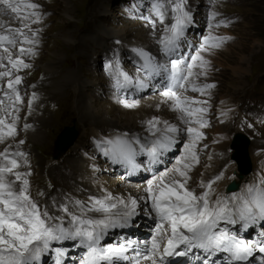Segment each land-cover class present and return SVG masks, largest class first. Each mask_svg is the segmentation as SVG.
<instances>
[{"label": "snow or ice", "instance_id": "snow-or-ice-1", "mask_svg": "<svg viewBox=\"0 0 264 264\" xmlns=\"http://www.w3.org/2000/svg\"><path fill=\"white\" fill-rule=\"evenodd\" d=\"M41 7L33 0H0V16L10 15L21 24L11 27L0 21V81H6L0 85V143L14 140L17 134L19 105L23 103L18 87L23 78L18 72L30 67L23 57L35 54L36 37L41 29L32 25L42 22ZM218 16L215 11L209 15V30L228 26L229 22L217 20ZM143 18L151 25L153 34L157 23L163 26L156 43L166 62L160 63L151 52L138 47L132 52L142 61L137 71L144 72V78L134 80L125 72L118 53L106 63V71L118 93L122 90L126 93L130 87L144 89L148 87L147 80L161 77V103L177 113L184 127L153 116L145 122L150 136L143 141L139 136L120 133L97 141V147L113 163L135 171L140 167L137 155L146 154L150 166L159 164L161 157L180 142L178 137L183 132L187 140L183 142L181 155L171 169L154 174L147 181L145 196L125 198L105 189L99 196L90 195L87 201L66 199L58 205L53 201V213L47 205L41 208L31 196L28 179L31 172L20 171L22 166H29L27 154L18 149L11 151L8 144L0 152V264H44L43 258L49 253L53 254V264H66L65 248L54 247L65 242H73L82 250L78 264H166V257L188 256L194 250L204 254L195 256L196 264H217L213 258L218 254H224V264H251L257 253L264 254V232L256 240L240 234L257 224L264 229V170L240 191L230 194L214 188L223 178L222 173L207 183L201 181L199 193L188 187L189 173L199 164V141L205 138L201 129L209 126L208 100L188 93L204 96L215 87L198 82L200 77H207L211 67L205 53L210 55L231 37L209 31L195 47L194 54L185 56L179 49L193 23L188 0H152L150 13ZM169 19L170 24L166 23ZM37 98L33 92L28 100L30 110ZM119 103L129 109L138 106V101L126 96ZM140 201L145 204L150 201L151 212L155 213L157 222L151 241L143 249L140 242L123 237L106 242L110 231L131 225L138 215ZM237 225L239 229L233 230Z\"/></svg>", "mask_w": 264, "mask_h": 264}, {"label": "rangeland", "instance_id": "rangeland-1", "mask_svg": "<svg viewBox=\"0 0 264 264\" xmlns=\"http://www.w3.org/2000/svg\"><path fill=\"white\" fill-rule=\"evenodd\" d=\"M33 2L42 6L40 10L44 13V17L40 24H33L32 28L38 27L41 31L36 37L35 54L23 57L30 67L18 72L23 78L18 87H24L25 94L21 95L23 103L19 105L16 137L14 140L10 139L8 143L0 144V152L8 144H11V151L18 149L27 154L29 166H22V168L24 171L31 172L28 179L30 185L35 187L31 196L39 202L41 208L47 205L53 213H55L53 201H56L57 205L59 204V200L54 197L55 194L62 193L57 198L64 200L73 199V196L76 198L77 195L84 194V191H89L90 187L84 183V177L88 175L87 169L93 171L95 178L102 179L98 183L101 184L104 180L117 183V190L126 187V192L130 195L134 194L136 190L133 191V189L141 185L146 186L147 181L152 179L154 174L143 177V179L140 177L137 182L123 183L120 179L122 176L110 165L108 157L91 146L85 148L81 142L82 137L87 133L86 138L83 139L84 144L87 143V140H90L89 134L93 131L103 132L101 133L103 138L112 136L116 133L111 130L113 128L117 131L125 130L123 133H128L131 137L138 135L139 130H144L147 127L145 123L147 120L142 118L157 116L171 121L177 116V113L170 115L171 110L160 105V96L152 97L156 94V88L160 86L157 85L153 89L148 86L145 90L136 93L132 90L126 93L122 90L118 93L113 86L114 81L105 67L106 63L113 61L114 56L118 53L121 67L125 72L134 80L137 77L144 78L145 73L137 71L140 61L137 63L133 54H130V57L122 55L121 48L119 50L116 39L111 35L118 31L117 33L125 34L128 38L126 41L144 48L153 44L155 37L158 39L161 35L162 25L157 23L154 36L153 31L148 30L147 27L135 23L129 24L138 20L146 21L143 17L149 15L152 0H33ZM190 2L191 5H189ZM95 5L100 8L98 19L94 18L93 21H89V13ZM188 7L193 15V23L186 31L180 47L182 51L179 50V53H183L185 56L194 54L195 47L198 46L204 35L209 34V31L214 35L231 37L219 49H213L210 55L205 53L206 58L211 61V67L207 77H200L198 82L214 84L215 87L204 96L199 93H188L189 96L197 99L208 100L209 112L206 118L209 121V126L201 129L205 138L201 140L203 142L199 141L201 142L199 144V161L203 163L208 159V155L212 158L215 156V151L218 153L220 150H225L227 162L232 164L229 155L231 154V138L237 133H242L251 139L248 157L252 172L247 176L255 175V164L251 159L252 153H254L253 149L257 143L264 145V0H215L214 5L213 0H188ZM214 11L219 13L217 20L224 19L229 22L227 27H213L209 30L208 17ZM84 20L85 26H83ZM0 21H4L11 27L21 26L20 21L10 15L0 16ZM168 21L169 24L172 22L169 19L166 23ZM77 22H81L79 28L88 37L85 59L74 57L75 54L81 52L78 45L74 43L80 38L77 31L74 32L75 28L79 29ZM70 23L72 24L70 25ZM141 28L143 31L140 30ZM91 30L97 31V37L92 34ZM107 35H110V38H106ZM15 51L13 49L14 53ZM157 51L158 53L155 54L157 60L160 63L165 62L166 58L159 48ZM70 59L74 63L84 61L85 66L74 64L73 67L71 62L68 63L72 67L70 68L66 65V61L69 62ZM54 65L62 70L57 79H53L51 76L52 73L57 72L54 70ZM77 66L80 68L78 74H85V78H82L81 81H91L90 86H87L86 95L82 94L80 98L77 97L78 106L90 107L85 109L82 114H75L72 108L73 94L70 103L66 99V106L64 103L63 109L60 108L61 106L53 104V96L59 95L61 91L64 92V88L72 85L73 79L78 75L74 72V68ZM151 79L150 84L152 85ZM2 84L6 83L0 81V85ZM72 90L75 91L71 88ZM33 92L38 98L33 102L30 110L28 100ZM124 96L129 100L138 101V106L131 109L117 107V105H121L119 99ZM222 113H227V115H222ZM87 114L88 116L93 115V118L101 123L102 128H90L89 118L82 117ZM171 123L175 124L176 120ZM25 124L30 127L25 129ZM67 127L76 128L78 130V132L76 130L77 137L67 147L68 150L62 152L61 156L55 160L53 157L56 153V143L60 134ZM138 128L141 129L136 130ZM228 138L229 142L227 143ZM20 140L24 141L22 145L19 144ZM178 140L180 142L174 146L175 150L169 152L171 158L161 160L163 166H160L156 175L175 165L176 158L181 155L183 142L187 140V136H179ZM222 140H225L224 146H220L222 149H216L214 145L221 144ZM75 147L78 148V154L73 151ZM164 161L167 163L164 164ZM65 168L73 171L69 172L68 170L65 179L62 176V185L68 189L75 187L73 192L59 188L61 183L55 180V176L62 173V169ZM235 170L239 176H245L236 167ZM135 171L137 178L139 170ZM200 177L202 178V175ZM75 179H78L76 183L73 182ZM231 183L226 187L225 193ZM193 189L199 192L198 189ZM238 189L234 192H237ZM40 190L44 193L43 196L39 195ZM66 192H72L73 196L69 195L70 197L66 198L68 197ZM140 207H142V201ZM138 212L139 218L144 217L145 219L146 216L153 214V212L150 214L142 210ZM156 222H154V226ZM139 229L142 239L150 242L154 231L146 228L145 225H140ZM256 233L260 234V232ZM109 241L114 242L111 238L106 240V242ZM76 250L78 249L69 252V261L70 259L76 261L75 258L80 255V251L78 250L77 254ZM49 258H51V254ZM69 261L67 263L72 264ZM73 264H77V262Z\"/></svg>", "mask_w": 264, "mask_h": 264}, {"label": "bare ground", "instance_id": "bare-ground-1", "mask_svg": "<svg viewBox=\"0 0 264 264\" xmlns=\"http://www.w3.org/2000/svg\"><path fill=\"white\" fill-rule=\"evenodd\" d=\"M41 4V3H40ZM144 4V3H143ZM189 5H191V2L189 3ZM98 11H100V8H99V6H97V5H95V6H93L92 7V9H91V12L89 13V18H88V20L89 21H93L94 20V18H96V19H98ZM132 23H135V24H138L139 26H142V27H147V29L148 30H150V31H153V29H152V27H150V24H148L147 23V21H140V20H138V21H133V22H130L129 24H132ZM167 23H169V21L167 22ZM72 23H70V25H71ZM77 24V26H78V28H79V24H81V22H77L76 23ZM83 26H85V20L83 21ZM163 27V26H162ZM0 30H2V29H0ZM141 31H143V28H141L140 29ZM77 31V32H76ZM74 32H76L79 36H80V38L78 39V41H76V42H74V43H76L77 45H78V47H79V49H80V51L81 52H79V54H75V56L74 57H78L79 59L80 58H82V59H85L86 58V54H87V52H86V50H87V35L86 34H84L82 31H81V28H79V29H74ZM91 32H92V34L93 35H97V31L96 30H91ZM90 32V33H91ZM110 32H112V31H110ZM118 32V31H117ZM113 33L111 36H113L112 38H114V39H116V41H119L120 43H118V48H119V50H120V48H121V52H122V55H127V56H131L130 54H133V56H135L136 57V62L137 63H139V58L132 52V49L133 48H144V47H142V46H138V45H134V44H132V43H130L129 41H126L128 38L125 36V34H123V33ZM161 32H162V30H161ZM156 35V33L154 34V36ZM99 36V35H98ZM110 35H107L106 36V38H110L109 37ZM97 37V36H96ZM53 39V38H52ZM56 40V39H55ZM155 40L157 41V39H156V37H155V39L153 40V44H151L150 46H148V47H145L144 49L146 50V51H149V52H151L152 53V55H154L155 56V54L156 53H158V48L160 49V46L159 45H157V43L155 42ZM111 48H113V47H111ZM179 50H181L182 51V49H179ZM191 51V50H190ZM122 60H123V57H122ZM72 62V64H73V67H74V64L75 65H79V66H85V62L84 61H79V63H74L73 61H71V59H70V61L69 62H67L66 61V65L68 66V67H70V68H72L68 63H71ZM166 62V61H165ZM142 63V61H140V63H139V65ZM164 63V62H163ZM79 67L77 66V67H75L74 68V72L75 73H79ZM54 70H55V72L56 73H52L51 74V76H52V78L53 79H57V77L58 76H60V74L62 73V70L59 68V67H57V65H54ZM53 70V71H54ZM52 71V72H53ZM51 73V72H50ZM85 75V74H84ZM83 74H78V75H76L75 76V78L73 79V82L71 83L72 85L70 86V87H67V88H64L63 90H64V92H62L61 91V93L58 95V94H55L54 96H53V104H55V105H59V106H61L60 108H62L63 106H64V103H65V101H67L66 99H68L69 100V103H70V99L72 98V94L74 95V98H73V109H74V111H75V114H82L83 113V111L85 110V109H88V108H90V107H88V108H86V107H84V106H78V104H77V100H78V98L77 97H79L80 98V95H82V94H85L86 95V93H87V86L89 85V84H91V81L90 82H83V81H81V79L82 78H85V76H84ZM143 78V77H142ZM152 80V85L150 84V79L149 80H147L146 82L148 83V86L149 87H151L152 89L153 88H155L157 85L158 86H160V87H157L156 88V94L155 95H153L152 97H154V96H160V100H159V103H160V105H164L165 107H168V105H166V104H163V103H161V100H162V97H161V95H160V92L163 90L162 89V85H161V77H156V78H152L151 79ZM3 82H5L6 83V81H3ZM90 86V85H89ZM59 88H61V87H59ZM71 88H73V89H75V91H71ZM147 88V87H146ZM146 88H144V89H137V88H135V87H130L127 91H133L134 93H136V92H138V91H143V90H145ZM57 89V88H56ZM19 91H20V95H24L25 94V91H24V87H19ZM76 91H77V95H76ZM69 103H68V107H69ZM21 105V104H20ZM65 106H66V103H65ZM117 107H121V108H123V106L122 105H117ZM64 108V107H63ZM62 108V109H63ZM169 108V107H168ZM73 111V110H72ZM172 113L175 115V112H172V111H170V115H172ZM82 116V115H81ZM83 118L84 117H87V118H89V127L91 128H96V129H100V128H102L101 127V123L100 122H98V121H96V118H93V115H89L88 116V114L86 115V116H82ZM142 119H146V120H148V119H150V118H142ZM161 119H164V118H161ZM32 120V119H31ZM165 120V119H164ZM173 120H176V125L177 126H179V127H181V128H183L184 127V125L183 124H181L180 123V121L178 120V118H177V116L176 117H174L171 121H169L170 123L173 121ZM27 123V122H26ZM111 127H112V124H111ZM107 129V128H106ZM111 129V128H110ZM139 129H141V128H138V129H136V130H139ZM102 131H103V129H101ZM111 130H113L114 132H116L115 134H113L112 136H109V137H106V138H110V137H114L115 135H117V134H120V133H123L124 131H117V130H115L114 128L113 129H111ZM32 132H33V130H31ZM30 131V132H31ZM129 131V130H128ZM140 131V133H138V135H136V136H139L140 138H141V140L143 141V139H144V137H148V136H150V134L147 132V130H146V128L144 129V130H139ZM105 132V131H104ZM101 133H103V132H101L100 130L99 131H97V132H95V131H93L91 134H89L90 135V140H87V143L85 142V144H84V138H86L85 136H86V134L84 135V137H82L83 139H82V142H81V144L86 148V147H88L89 148V146H91V147H93L94 149H96V150H98V152H101V153H103L102 152V150L99 148V147H97V141H100V140H102V139H104L101 135ZM229 134V133H228ZM228 134H226V135H228ZM186 134H184L183 132L180 134V136H185ZM29 137V136H28ZM233 140H235V138L233 139ZM31 141V140H30ZM9 142V140H7L5 143H8ZM38 142V141H37ZM201 142H203V141H201ZM201 142H199V144L201 143ZM229 142V138H228V141H227V143ZM224 143H225V140L223 141L222 140V142H221V144H215L214 145V147L217 149V148H219V149H222L220 146L222 145V146H224ZM227 143H226V145H227ZM0 144H2V143H0ZM204 145V144H203ZM202 145V146H203ZM201 146V147H202ZM137 148H138V146H137ZM77 149L78 148H74V152L76 153V154H78V151H77ZM68 149H66V151H67ZM173 150H175V149H172L171 151H169L170 153L171 152H173ZM254 153H252V157H251V159H252V163L253 164H255V169H256V172H255V175L253 174V175H251V176H247L245 173H242L243 175H245V176H239L237 173H236V170H235V167H234V165H232V164H229L228 162H227V157H226V155H225V150H220V151H218V153H217V151H215V156L214 157H209V155H208V159L205 161V162H200L199 161V164H197L193 169H192V171L189 173V175L191 176V179L189 180V182H188V187L189 188H191V189H193V188H196V189H198L199 190V192L200 191H202V189L199 187V183L201 182V181H204L205 183H207L208 181H210V180H213V179H215V177L217 176V175H219V174H223V178L221 179V180H219V181H217L216 182V184L214 185V188L218 191V192H221L222 191V193H225V190H226V187L229 185V183H231V182H234L235 183V185L237 184V185H239V189H238V191H240L246 184H248V183H250V182H252L255 178H256V176H257V174L258 173H260L262 170H264V145L262 146L260 143H257V144H255V146H254ZM65 151V152H66ZM73 152V153H74ZM169 152H167L164 156H162V158H168V159H170L171 157H170V153ZM72 153V152H71ZM221 153V154H220ZM220 154V155H219ZM232 159V158H231ZM249 159V157L247 158V160ZM136 162H137V164H140V162H139V158H138V155H137V157H136ZM87 169V168H86ZM69 170V172L70 171H73V170H71V169H69V168H67V170H66V168L63 170L62 169V173H60V174H58L57 176H55V180L56 181H59L61 184H60V186H59V188H61V189H63L64 191L65 190H72V192L75 190V187H71V188H64L63 187V185H62V182H63V180H62V176H63V178L65 179V174L67 173V171ZM88 170V175H86V177H84V183L88 186V187H90V189H89V191H84V194H82V195H77V197L75 198V196H73L72 195V192H70V193H68V192H66V194H68V197H66V198H69L70 196L69 195H72L73 196V199H80V200H85V201H87V198L91 195V196H99V195H101L102 194V191L103 190H107V191H109V192H111V193H113L114 195H117V196H124L125 198H127L130 194L128 193V192H126L125 191V189H126V187H124L123 189H121V190H117V188H116V185H117V183L115 184V183H110V182H108V181H106V180H104V182L103 183H98V182H100L102 179H100V178H95V176H94V174H93V171L92 170H90V169H87ZM20 171H24L23 170V168L21 167L20 168ZM32 171H33V169H32ZM149 171V170H148ZM150 171H153L152 169H150ZM205 172V173H202V172ZM143 172H147L145 169L143 170ZM62 174V175H61ZM155 174V173H154ZM35 175V174H34ZM200 175H202V178L200 177ZM34 177V176H33ZM139 177V176H138ZM137 177V178H138ZM141 177V176H140ZM120 179H122V181L121 182H123V183H129L128 181H126L125 179H123V177H121ZM77 180L78 179H75L73 182H77ZM40 181H42V180H40ZM96 182V183H95ZM121 182H118V183H121ZM84 183H83V185H84ZM98 183V184H97ZM122 184V183H121ZM38 185H39V182H38ZM122 186V185H121ZM128 186H130V185H128ZM147 187V185L146 186H143V185H141L140 187H138V188H135V189H133V191L134 190H136L135 192H134V194H131V196H134V197H141V196H145L146 195V193H145V191H144V189ZM35 187L34 186H31V193H32V190H35L34 189ZM223 188H225L224 190H222ZM39 190V189H38ZM196 191V190H195ZM237 191V192H238ZM40 192H42L41 190H40ZM197 192V191H196ZM199 192H197V193H199ZM60 195H62V193H60L59 192V194H55V198H56V200H59V203H61V202H64L66 199H61V198H57V197H60ZM71 199V198H70ZM140 203H141V201H140ZM139 210H142V211H145L146 213H152L151 212V202L149 201L147 204H145V202L144 201H142V207H139L138 209H137V213L139 214ZM149 214V215H150ZM148 215V214H147ZM155 215V213H153V214H151V216H146L147 218L145 219L144 217L143 218H139V216L140 215H136L135 217H134V219H133V221L131 222V225L129 226V227H126V228H124V229H115V230H112V231H110V233H109V235H108V237H106V239H109V238H111L112 240H120L122 237L125 239V240H132V241H137V242H140V247H141V249H143L144 248V246H145V244L146 243H149V242H147V240H143L142 238L143 237H141L142 236V233H141V231H140V229H139V226L140 225H145V227L146 228H148V229H150V230H153L154 231V229H155V226H154V222L156 221L155 219H154V216ZM137 219H139L137 222H136V220ZM144 220V221H143ZM138 224V225H137ZM256 227H252V228H250V229H252V232L251 233H253V234H255L256 232H264V229H262L260 226H258V225H255ZM153 234H154V232H153ZM258 238H260V236L259 235H256V239H258ZM140 239V240H139ZM109 242H113V241H109ZM74 244H73V242H65L64 244H56L55 245V247H64L65 248V250H66V256H65V262H66V264H68L67 262L69 261L68 259H69V252L70 251H73V250H75L76 248H75V246H73ZM74 248V249H73ZM76 253L78 254V250H76ZM196 255H199V256H201V257H203V252H201V253H190L188 256H186L184 259H182V260H179V261H172V259H170V260H167V259H165V261H166V264H196V261H195V256ZM50 257V253L49 254H46L45 256H44V258H43V260H44V264H46L47 263V261L50 259L49 258ZM189 258H190V260H189ZM214 258H218V256H216V257H214ZM213 258V259H214ZM223 259H224V257H222ZM72 260H74V259H70V261H71V263H72ZM69 261V262H70ZM70 264V263H69ZM251 264H264V258H262V257H260L258 254L255 256V258L254 259H252L251 260Z\"/></svg>", "mask_w": 264, "mask_h": 264}, {"label": "water", "instance_id": "water-1", "mask_svg": "<svg viewBox=\"0 0 264 264\" xmlns=\"http://www.w3.org/2000/svg\"><path fill=\"white\" fill-rule=\"evenodd\" d=\"M77 132L75 128L67 127L64 129V131L60 134L58 141L56 143L57 152L56 155L59 156L62 152L66 151L67 147H69L72 142L76 139ZM238 144L235 143V147H237ZM237 162L239 160V156L237 154L233 157ZM245 168V167H244Z\"/></svg>", "mask_w": 264, "mask_h": 264}]
</instances>
